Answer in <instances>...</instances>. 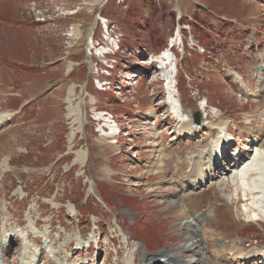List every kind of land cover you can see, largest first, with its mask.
Returning <instances> with one entry per match:
<instances>
[{"label": "rangeland", "instance_id": "1", "mask_svg": "<svg viewBox=\"0 0 264 264\" xmlns=\"http://www.w3.org/2000/svg\"><path fill=\"white\" fill-rule=\"evenodd\" d=\"M197 3L237 27L198 10ZM76 26L82 32L75 37ZM171 36L179 46L163 55L176 62L178 91L172 86L163 99L166 74L159 69V53ZM197 43L204 54L192 47ZM72 94L82 124L69 148L77 127L68 116ZM174 94L188 116H203L199 107L207 102L209 122H227L233 137L227 169L219 164L203 193L184 192L185 177L176 168L173 177V149L180 148L176 152L187 166L188 154L210 150L217 131L205 128L192 139L178 138L183 123L175 126L179 118L167 100ZM103 111L116 125L102 118ZM4 113L9 116L0 118V263L23 264L36 254L37 264H44L59 252L63 264H144L145 257L164 253L188 264H226L214 251L242 240L255 246L250 252L242 247L247 254L262 257L264 214L242 215L237 210L244 212L249 202L235 196L231 184L224 192L215 185L236 173L235 163H251L264 141V0H0ZM232 150L241 151V160ZM79 151L87 152L82 167L74 164ZM203 164L206 170L207 156ZM213 201L221 207L209 225L214 237L204 243L206 259L204 247L186 252L196 239L184 222L208 214ZM100 219L104 224L97 227ZM86 226L92 241L84 235ZM97 234L100 246L93 248ZM225 245L229 250L231 244Z\"/></svg>", "mask_w": 264, "mask_h": 264}, {"label": "bare ground", "instance_id": "2", "mask_svg": "<svg viewBox=\"0 0 264 264\" xmlns=\"http://www.w3.org/2000/svg\"><path fill=\"white\" fill-rule=\"evenodd\" d=\"M81 32L82 31H79V26H76L74 28L75 37L79 36V34ZM74 39H76V38H74ZM161 58H163V57H161ZM70 70H71V67H70ZM162 71L166 74V75H162V76L166 80V85H167L168 91L170 92V91H172V86L174 87L173 82L175 80L177 81V78L176 77L174 78L173 77L174 74L172 75L168 69L164 68V69H162ZM176 87L177 86H175V89H176ZM72 100H73V94L71 95V98L69 101L70 105L68 106V116L70 118H73V125L75 124V125H77V127H76V129H73V131H71L72 133L70 134L69 141H68L69 142V148H72L73 145H71V142L73 141L74 137L77 136V133H79V129H80L81 124H82L81 120H80V116H78L77 111L73 107V104H72L73 101ZM172 100H173V95H172ZM175 113L179 117L180 110H175ZM7 114L4 113V115H1L0 118H7L9 116ZM181 115L183 116L184 114H182V112H181ZM202 123L206 124V121L203 120ZM251 123L252 122H250L249 124L251 125ZM193 124H194V121L192 120V118L189 119V121L183 122V126H182L181 130L179 131L178 137H185V136L188 137L189 135H193L192 132L195 130V128L193 127ZM209 128L211 130L215 129L217 131L215 133L216 137L214 138V143H213L212 147L210 148V150H202L201 148L196 149L193 160H192V162H190V170L187 173V175H185V176L183 175L185 177V180L181 182V188L184 192L191 193V192H194L197 190H202L204 188V186L209 185V183L211 182L210 179H214L215 175L219 171V169H218L219 164H217V163H219L218 158H219V160L221 159L223 161L222 165H220V168L227 169L226 168L227 163L225 160L227 157V155H225V153H226L225 135H226V131H228V129H229V126H228L227 122H219V124H216L215 126L211 125ZM110 129L112 132H114V128L110 127ZM86 156H87L86 151L77 152V156H76L74 164L75 163L79 164L82 167L85 163ZM206 156L208 157V167L205 170V168L203 167V160L205 159ZM177 159H178V157H177ZM7 160L8 159L5 158L4 161H7ZM234 165L236 168V173L233 174L232 177H228L227 180L224 179L226 177L221 178L223 180H221L219 182V184L215 185V186L221 192H224L226 190V188L228 187L227 185L231 184L234 188V195L239 197V198L242 195V199H245V201L249 202V204L251 205V207L244 210V212H242L241 210H237V211L239 213H241L242 215H244V214L248 215L249 214L250 217H251V215H256V217L260 218V215L264 214V141L261 145H258L257 150H256V154L253 157V161L251 163L247 164L246 166H244L242 168H241V164H239V162L235 163ZM181 166H182V162H181V160H179L177 162V164L175 165L177 174H179V172H183V168ZM230 195L233 196V194H230ZM240 201H242V200H240ZM114 212L118 213V209H114ZM215 219H216V215H215V211H213V212H209L208 214H205V215L202 213L201 215H198V217H194L192 219L190 218V219L185 220L186 221V222H184L185 229L188 231V234H190L194 239H196V242L187 248V250H186L187 253H195L198 250H201L204 247L203 243H206L208 245V239L210 237H214V235H212V236L210 235L213 230H212V228L209 227V225L212 223V220H215ZM101 222L102 221L99 220L98 222H96L95 225L100 226ZM123 225H124V223H123ZM84 228H85L84 235H87L89 229L87 226ZM52 232H53V229H51V227H49V233H52ZM79 232L82 234V237L84 238L83 232L80 229V227H79ZM26 238H27V240L30 239L29 233L26 235ZM134 239H136V238H134ZM97 240H98V238H97ZM45 243L47 244V247L52 248L50 240L46 241ZM71 244L72 243H70L69 245H71ZM39 245L40 244L35 245V246L37 247ZM0 248H1L0 251H2L4 249V248H2V244H0ZM134 248L135 249H134L133 255L135 256V259H136V256H137V254H136L137 249L136 248H138V247L135 245ZM225 248H227L226 245H225ZM225 248H223L222 250L218 249L219 251H214V254H215L216 260H225V261H227L226 264H229V262H231V261H233L234 264H238V263L239 264H248V262L250 263V260L255 259L256 256L258 255V253H255V252H251L250 254H247L245 252V250L242 249L241 243L232 242L231 245L229 246V250H227V251H230L229 257L226 258L225 257ZM6 250H7V248H6ZM6 252L7 251H4L5 254L3 255V257L8 256ZM37 253H38V250H37ZM15 254L17 257L18 252ZM58 255H59V252L54 255L55 261H53V262L45 260V264H55V263L63 264L62 262L58 263V261H60V259H62V258L58 257ZM36 256H37L36 254H34L33 256H29V257L27 256L24 259L23 264H37V257ZM16 257L14 258V260H16V263H21L19 261V259ZM263 257H264V253H263ZM27 261H29V263ZM69 262L70 261H68L66 263H69ZM163 262H165V263H163ZM143 263L144 264H188L186 262L179 261L177 257L172 256L169 253H164L161 255L156 254V256H154V258L146 257V258H144ZM262 263H264V260L260 261L257 264H262Z\"/></svg>", "mask_w": 264, "mask_h": 264}, {"label": "water", "instance_id": "3", "mask_svg": "<svg viewBox=\"0 0 264 264\" xmlns=\"http://www.w3.org/2000/svg\"><path fill=\"white\" fill-rule=\"evenodd\" d=\"M196 122H199V115H196Z\"/></svg>", "mask_w": 264, "mask_h": 264}]
</instances>
